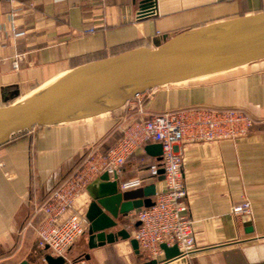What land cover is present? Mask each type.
I'll return each mask as SVG.
<instances>
[{"label": "crops", "instance_id": "0c3cea01", "mask_svg": "<svg viewBox=\"0 0 264 264\" xmlns=\"http://www.w3.org/2000/svg\"><path fill=\"white\" fill-rule=\"evenodd\" d=\"M154 2L153 14L138 19L139 0H0V107L19 103L76 67L264 11V0ZM89 28L95 32L85 34ZM187 81L148 91L140 110L148 116L193 106L238 108L255 121L241 139L179 147L196 242L187 264H264V59ZM138 111L133 100L93 119L35 127L0 146V264H44L48 252L37 248L35 237L44 218L40 207L88 154H106L119 139L120 120ZM145 147L129 159L118 182L145 177L158 161ZM149 185L156 193L165 190L162 171L144 187ZM243 198L252 214L235 218L231 207ZM84 202H91L88 193L79 204ZM136 224L126 216L113 231L125 229L131 237ZM63 259L148 262L121 239L89 250L87 234Z\"/></svg>", "mask_w": 264, "mask_h": 264}, {"label": "water", "instance_id": "95a60500", "mask_svg": "<svg viewBox=\"0 0 264 264\" xmlns=\"http://www.w3.org/2000/svg\"><path fill=\"white\" fill-rule=\"evenodd\" d=\"M155 0H139L138 19L153 13ZM264 59V11L183 33L156 42L153 49L139 48L87 63L68 71L45 91L21 104L0 107V146L11 137L35 127L71 124L112 113L137 96L170 84L227 71ZM160 157L159 144L145 147ZM91 202L88 249L129 241L139 255L138 243L125 229L113 231L129 213L153 205L155 185L120 192L116 177L102 174L86 188ZM138 226V224H136ZM47 249V248H46ZM165 261L179 255L176 247L162 245ZM45 264H65L61 257H44ZM20 264H29L23 261ZM145 264H156L149 261Z\"/></svg>", "mask_w": 264, "mask_h": 264}, {"label": "built area", "instance_id": "2783aa9c", "mask_svg": "<svg viewBox=\"0 0 264 264\" xmlns=\"http://www.w3.org/2000/svg\"><path fill=\"white\" fill-rule=\"evenodd\" d=\"M93 28L85 34H93ZM16 68V64H14ZM147 93V92H146ZM144 94L134 98L139 111L124 116L116 131L119 139L106 154H88L78 167L56 187L40 207L44 218L35 230L36 245L53 258H64L69 249L87 234V202L79 204L87 186L106 173L118 180L121 170L137 151L148 144H159L162 154L152 163L145 177L118 182L120 192L144 187L162 171L165 190L156 193L153 205L129 213L138 224L131 235L147 261L156 264H187L196 247L193 222L189 218V198L183 177V155L179 147L187 144L235 141L246 137L254 119L238 108L193 106L145 116L140 110ZM132 100V101H133ZM235 218L249 217L251 204L243 198L231 207ZM176 247L179 255L165 261L161 246ZM47 248V249H46ZM43 263L45 264L44 258Z\"/></svg>", "mask_w": 264, "mask_h": 264}, {"label": "bare ground", "instance_id": "6f19581e", "mask_svg": "<svg viewBox=\"0 0 264 264\" xmlns=\"http://www.w3.org/2000/svg\"><path fill=\"white\" fill-rule=\"evenodd\" d=\"M233 69H234V68H233ZM229 70H230V69H229ZM64 75H65V74H64ZM64 75L58 77L57 79L51 81L50 83H48V84H46V85H44V86L41 87L40 89H38V90H36L35 92H33L32 95H30V96L24 98L23 100H21V101H20L19 103H17V104H21V103H23L25 100H27L28 98L32 97L33 95H37V94H39V93L45 91L47 88H49L52 84H54L58 79H60V78L63 77ZM187 82H188V81H187ZM184 83H185V82H184ZM176 85H177V84H176ZM104 115H105V114H104ZM75 123H76V122H75Z\"/></svg>", "mask_w": 264, "mask_h": 264}]
</instances>
